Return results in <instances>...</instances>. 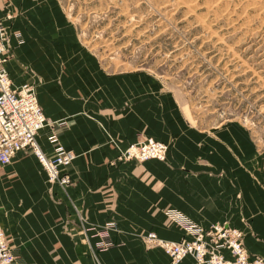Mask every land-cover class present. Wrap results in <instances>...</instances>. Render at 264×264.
I'll list each match as a JSON object with an SVG mask.
<instances>
[{
  "label": "crops",
  "instance_id": "obj_1",
  "mask_svg": "<svg viewBox=\"0 0 264 264\" xmlns=\"http://www.w3.org/2000/svg\"><path fill=\"white\" fill-rule=\"evenodd\" d=\"M22 2L0 0L4 23L25 37L15 46L12 34L16 48L5 65L15 85L42 80L37 92L43 110L51 119L67 121L61 140L77 155L68 166L72 182L66 187L48 182L34 153L20 151L10 163H0V224L15 264H170L162 247L143 239L149 230L169 239L191 237L166 216L168 207L205 227L227 213L229 223L244 228L248 215L264 237V193L248 187L238 159H227L226 140L216 139L215 130L194 128L174 101L153 95L149 80L136 79L140 75L105 74L95 60L86 61L80 47L50 46L49 31L35 17L15 12L6 18ZM49 131L50 126L42 129L39 141L50 153ZM139 131L170 142L166 160L119 158L121 147ZM109 220L117 223L111 233L119 245L95 251L83 224ZM245 240L251 252L264 255V240L251 234ZM179 264L196 261L186 255Z\"/></svg>",
  "mask_w": 264,
  "mask_h": 264
},
{
  "label": "rangeland",
  "instance_id": "obj_2",
  "mask_svg": "<svg viewBox=\"0 0 264 264\" xmlns=\"http://www.w3.org/2000/svg\"><path fill=\"white\" fill-rule=\"evenodd\" d=\"M12 11L6 18L35 17L50 46L80 47L105 74L149 80L152 94L174 101L194 128L226 140L227 159H238L248 187L264 193V0H23ZM12 34L15 46L25 41L0 17L6 60L16 48ZM29 81L38 89L42 80ZM235 194L239 200L241 191ZM243 219L244 240H264L251 217ZM84 224L93 248L98 237Z\"/></svg>",
  "mask_w": 264,
  "mask_h": 264
},
{
  "label": "built area",
  "instance_id": "obj_3",
  "mask_svg": "<svg viewBox=\"0 0 264 264\" xmlns=\"http://www.w3.org/2000/svg\"><path fill=\"white\" fill-rule=\"evenodd\" d=\"M0 37L4 38L2 35ZM4 42L0 38V163H10L20 151L34 153L43 163L47 180L66 187L72 182L68 166L77 155L61 140V130L67 126V121H57L46 116L34 83L27 80L15 85L12 82L5 65L7 45ZM47 126H50V153L39 141L40 131ZM168 150L169 143L166 141L138 133L137 139L120 151L119 158L136 161L150 158L165 160ZM165 213L191 237L169 239L159 236L155 230H149L143 239L150 247H162L171 257L170 264H179L186 255H192L196 264H264L263 255L248 249L243 228L228 221H215L205 227L176 207L166 208ZM116 226L114 220L98 227L95 224H84L86 231L94 230L98 237L92 244L95 251L119 245L110 232ZM11 249L6 231L0 224V264H15V255Z\"/></svg>",
  "mask_w": 264,
  "mask_h": 264
},
{
  "label": "bare ground",
  "instance_id": "obj_4",
  "mask_svg": "<svg viewBox=\"0 0 264 264\" xmlns=\"http://www.w3.org/2000/svg\"><path fill=\"white\" fill-rule=\"evenodd\" d=\"M41 144V143H40ZM41 146H42V144H41ZM43 147V146H42ZM40 160V159H39ZM41 162V161H40ZM41 164H43L42 162H41ZM47 174V173H46Z\"/></svg>",
  "mask_w": 264,
  "mask_h": 264
}]
</instances>
